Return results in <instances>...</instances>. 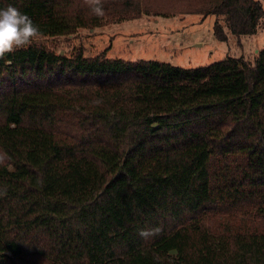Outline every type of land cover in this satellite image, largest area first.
I'll use <instances>...</instances> for the list:
<instances>
[{
	"label": "trees",
	"instance_id": "obj_1",
	"mask_svg": "<svg viewBox=\"0 0 264 264\" xmlns=\"http://www.w3.org/2000/svg\"><path fill=\"white\" fill-rule=\"evenodd\" d=\"M102 4L0 9L50 37L145 14H214L236 36L264 20V0ZM224 213L264 217V48L196 69L37 44L0 58V264H264V233L209 230Z\"/></svg>",
	"mask_w": 264,
	"mask_h": 264
},
{
	"label": "rangeland",
	"instance_id": "obj_2",
	"mask_svg": "<svg viewBox=\"0 0 264 264\" xmlns=\"http://www.w3.org/2000/svg\"><path fill=\"white\" fill-rule=\"evenodd\" d=\"M217 21L228 34L226 42L215 36ZM32 44L61 55H72L83 49L86 56H96L107 50L112 59L160 61L186 69L206 67L228 58H243L253 65L264 48V20L256 34L236 36L230 33L225 21L214 14L204 17L177 13L171 18L145 14L137 20L79 29L72 35L39 36ZM206 223L217 235L234 231L264 233L263 216L252 219L241 214H214Z\"/></svg>",
	"mask_w": 264,
	"mask_h": 264
},
{
	"label": "clouds",
	"instance_id": "obj_3",
	"mask_svg": "<svg viewBox=\"0 0 264 264\" xmlns=\"http://www.w3.org/2000/svg\"><path fill=\"white\" fill-rule=\"evenodd\" d=\"M85 3L91 14L97 17L104 15L102 0H85ZM41 34L39 26L16 7L9 5L6 9H0V58L31 46ZM161 231L159 226L144 228L138 231V235L142 239H149L158 236Z\"/></svg>",
	"mask_w": 264,
	"mask_h": 264
}]
</instances>
